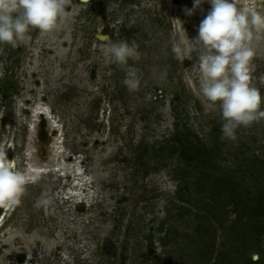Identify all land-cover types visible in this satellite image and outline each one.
<instances>
[{"label":"rangeland","instance_id":"374dc122","mask_svg":"<svg viewBox=\"0 0 264 264\" xmlns=\"http://www.w3.org/2000/svg\"><path fill=\"white\" fill-rule=\"evenodd\" d=\"M252 2L264 10V0ZM64 4L54 32L0 45V151L41 175L14 211L0 209V264H216L239 240L229 231L233 206L211 198L206 174L257 192L264 119L222 139L218 106L188 84L195 55L173 58L174 40L184 30L194 39L210 5L188 17L193 0ZM98 34L138 48L140 60L128 64L140 76L137 91L123 85L125 69L106 63ZM253 47L251 83L264 95V41ZM197 144L208 150V168L182 155ZM42 192L52 200L47 210L34 208Z\"/></svg>","mask_w":264,"mask_h":264},{"label":"clouds","instance_id":"9594fccd","mask_svg":"<svg viewBox=\"0 0 264 264\" xmlns=\"http://www.w3.org/2000/svg\"><path fill=\"white\" fill-rule=\"evenodd\" d=\"M204 3L210 9L199 23L197 36L190 40L184 30V35L172 43L171 53L181 64L195 55L196 80L189 79L188 84L198 96L218 106L221 137L234 141L239 128L251 127L264 119V95L251 83L257 55L253 45L264 41V10L252 0L246 5H238L235 0H193V7H185L183 12L191 17ZM64 17V0H0V45H24L32 30H38L41 36L52 33ZM100 43L106 63L125 69L123 85L130 93L137 91L141 79L128 64L129 60H140L138 48L125 40L112 42L108 36ZM166 76L165 70L160 78ZM40 179L37 170H18L7 151H0V209L14 211L21 205L28 186ZM51 203L49 195L42 192L34 208L47 210ZM251 260L258 264L259 254H252Z\"/></svg>","mask_w":264,"mask_h":264},{"label":"trees","instance_id":"16d2710c","mask_svg":"<svg viewBox=\"0 0 264 264\" xmlns=\"http://www.w3.org/2000/svg\"><path fill=\"white\" fill-rule=\"evenodd\" d=\"M183 146L182 155L185 160L196 161L202 167L208 168L210 163L205 159L208 150L206 151L203 144H197L193 147ZM204 173L206 174V172ZM206 175L209 177L208 181L213 182L210 189L212 191L211 198L216 200L217 196H225V205L233 206L232 211L236 214V219L229 227V231L234 240H239L236 246L232 245L229 250L224 247L218 252L216 264H224L227 256H229L228 264H253L251 257L248 258L247 256L253 247L258 248L260 255L258 264H264V247L261 244L264 235V185L259 187L257 192L252 193L250 189H244L243 183L234 177L227 179L226 176L222 175ZM225 205H218L220 211L226 207ZM245 217L247 219H244ZM215 218L220 220L217 216ZM224 223L223 221L222 226Z\"/></svg>","mask_w":264,"mask_h":264},{"label":"water","instance_id":"95a60500","mask_svg":"<svg viewBox=\"0 0 264 264\" xmlns=\"http://www.w3.org/2000/svg\"><path fill=\"white\" fill-rule=\"evenodd\" d=\"M81 2H83V0H80ZM91 0H87V2H89ZM104 36H107V35H104V34H98L97 37L98 39L102 40Z\"/></svg>","mask_w":264,"mask_h":264},{"label":"bare ground","instance_id":"6f19581e","mask_svg":"<svg viewBox=\"0 0 264 264\" xmlns=\"http://www.w3.org/2000/svg\"><path fill=\"white\" fill-rule=\"evenodd\" d=\"M246 1H249V0H246ZM256 1V0H255ZM67 173H63V175H66Z\"/></svg>","mask_w":264,"mask_h":264}]
</instances>
